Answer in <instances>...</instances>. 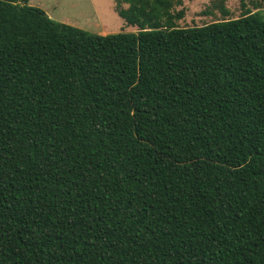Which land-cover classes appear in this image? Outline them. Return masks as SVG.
Masks as SVG:
<instances>
[{
  "label": "trees",
  "instance_id": "obj_1",
  "mask_svg": "<svg viewBox=\"0 0 264 264\" xmlns=\"http://www.w3.org/2000/svg\"><path fill=\"white\" fill-rule=\"evenodd\" d=\"M28 2L0 0V264H264V0H114L138 31L106 35Z\"/></svg>",
  "mask_w": 264,
  "mask_h": 264
},
{
  "label": "rangeland",
  "instance_id": "obj_2",
  "mask_svg": "<svg viewBox=\"0 0 264 264\" xmlns=\"http://www.w3.org/2000/svg\"><path fill=\"white\" fill-rule=\"evenodd\" d=\"M176 10L183 9L180 27L202 26L224 19H237L245 10L257 11L251 0H179ZM223 2L226 14L220 7ZM28 5L42 9L55 21L98 34L136 33L137 27L126 25L115 10L114 0H29ZM122 4V8H126ZM264 12V8H260Z\"/></svg>",
  "mask_w": 264,
  "mask_h": 264
}]
</instances>
